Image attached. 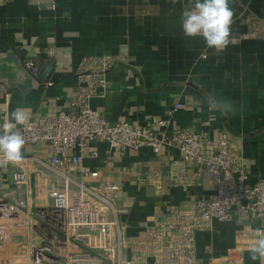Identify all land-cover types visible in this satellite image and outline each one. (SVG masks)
Returning <instances> with one entry per match:
<instances>
[{"label": "crops", "instance_id": "obj_1", "mask_svg": "<svg viewBox=\"0 0 264 264\" xmlns=\"http://www.w3.org/2000/svg\"><path fill=\"white\" fill-rule=\"evenodd\" d=\"M229 6L233 43L217 53L200 36L184 35L181 16L188 0H0V123L17 108L30 109V119L68 109L84 57L123 55L127 61L108 72L104 96L91 102L108 123L124 118L140 124L161 116L173 127L223 132L241 147L248 182L264 179V37L251 34L247 19L252 14L264 20V0H229ZM26 59L35 60L36 74L25 69ZM46 65L53 70H43ZM187 97L193 107L174 110ZM31 151L45 155L39 148ZM179 158L173 146L158 154L150 147L129 149L120 156L100 141L85 152L87 165L121 184L119 203L130 209L123 216L130 235L171 206L189 208L197 196L216 189L217 179L210 176L190 189L170 186L169 170ZM148 170L161 171L162 178L139 184L136 177ZM260 226L258 219L238 222L235 215L215 222L212 231L197 233L199 257L223 254L239 231ZM244 254L246 264H259Z\"/></svg>", "mask_w": 264, "mask_h": 264}, {"label": "built area", "instance_id": "obj_2", "mask_svg": "<svg viewBox=\"0 0 264 264\" xmlns=\"http://www.w3.org/2000/svg\"><path fill=\"white\" fill-rule=\"evenodd\" d=\"M247 19L251 34L264 37V20L252 14ZM125 61L116 54L84 57L69 108L35 114L26 126L14 129L25 139V158L0 167V264H246L254 229L239 231L234 246L207 259L199 257L197 233L212 231L215 222L234 215L238 222L258 219L264 226V179L248 182L242 149L223 132L173 127L171 119L161 116L140 124L124 118L108 123L91 102L104 96L108 72ZM24 67L37 73L33 59H26ZM193 105L187 97L174 110ZM99 141L120 156L129 149L150 147L158 154L173 146L180 158L169 170V185L186 190L210 176L217 179L216 189L197 196L189 208L171 206L130 235L123 220L130 209L119 203L121 184L85 163V152ZM34 147L45 155L34 154ZM89 154L97 157L96 150ZM160 178L158 170L136 177L139 184Z\"/></svg>", "mask_w": 264, "mask_h": 264}, {"label": "clouds", "instance_id": "obj_3", "mask_svg": "<svg viewBox=\"0 0 264 264\" xmlns=\"http://www.w3.org/2000/svg\"><path fill=\"white\" fill-rule=\"evenodd\" d=\"M189 7L182 12L181 25L185 36H200L208 49L217 53L225 51L233 43L231 26L234 12L229 0H188ZM30 119V109L17 108L9 114V119L0 128V167L18 165L24 160L22 149L24 137L15 131L17 125L26 126ZM255 239L246 251L249 258L264 264V226L253 230Z\"/></svg>", "mask_w": 264, "mask_h": 264}, {"label": "water", "instance_id": "obj_4", "mask_svg": "<svg viewBox=\"0 0 264 264\" xmlns=\"http://www.w3.org/2000/svg\"><path fill=\"white\" fill-rule=\"evenodd\" d=\"M43 70H48V71H52L53 70V66L52 65H46L45 68ZM39 77L42 79V80H46L47 76L46 75H43V74H40Z\"/></svg>", "mask_w": 264, "mask_h": 264}]
</instances>
